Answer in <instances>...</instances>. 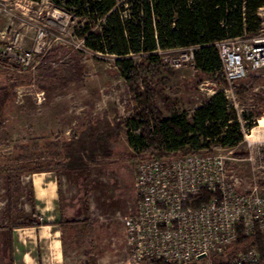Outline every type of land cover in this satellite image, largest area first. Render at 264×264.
<instances>
[{
    "label": "rangeland",
    "instance_id": "1",
    "mask_svg": "<svg viewBox=\"0 0 264 264\" xmlns=\"http://www.w3.org/2000/svg\"><path fill=\"white\" fill-rule=\"evenodd\" d=\"M63 5L53 0H0V53L14 31L25 35L27 47L38 29L48 41L46 54L27 67L0 57V97L8 95L0 116V264H90L92 257L96 264H132L124 222L136 209L137 166L145 158L223 153L240 191L256 185L264 190V169L250 159L252 150L264 145V74L250 73L229 83L223 71L205 72L191 61L174 67L173 60L188 48L160 51L161 63L147 76L158 92L156 108L166 118L187 113L193 123L196 110L224 92L244 131L240 143L223 147L210 141L206 147L204 141L161 155L157 146L145 151L131 146L133 129L122 124L108 141L111 156L97 153L86 171L58 168L68 161L64 146L75 135L99 121L108 120L113 127L117 119L132 124L140 106L116 57L87 48L81 37L85 20ZM260 15L261 29L245 38L264 37V8ZM144 56L132 57L144 62ZM251 122L255 125L248 129ZM43 182L55 183L52 199L44 201L42 191L35 192L34 184L40 190ZM27 219L37 226L22 227ZM263 239L241 235L224 251L210 252L193 264H238V254L251 248L260 253L256 264H264Z\"/></svg>",
    "mask_w": 264,
    "mask_h": 264
},
{
    "label": "trees",
    "instance_id": "2",
    "mask_svg": "<svg viewBox=\"0 0 264 264\" xmlns=\"http://www.w3.org/2000/svg\"><path fill=\"white\" fill-rule=\"evenodd\" d=\"M84 19L81 37L94 52L116 57L122 75L136 95L139 107L132 124L108 120L75 135L64 146L68 158L57 167L76 172L86 171L88 162L102 152L111 156L108 141L122 127L130 126L129 142L135 149L161 148L163 154L178 152L186 145L198 146L216 141L223 147H234L244 139L242 125L232 111L224 92L217 93L198 108L189 121L187 113L164 117L155 106L158 93L147 76L161 63L160 51L197 46L194 64L205 72L222 71L216 43L227 38L256 34L263 18L264 0H53ZM143 54L145 61L136 62L133 55ZM145 89H141V85ZM8 95L0 97V116ZM255 123L247 125L252 129ZM201 148V147H198ZM208 198L207 195L204 197ZM88 215L89 204H87ZM37 226L27 219L22 227ZM92 257L90 264H96ZM169 264L166 262H155Z\"/></svg>",
    "mask_w": 264,
    "mask_h": 264
},
{
    "label": "built area",
    "instance_id": "3",
    "mask_svg": "<svg viewBox=\"0 0 264 264\" xmlns=\"http://www.w3.org/2000/svg\"><path fill=\"white\" fill-rule=\"evenodd\" d=\"M216 46L229 83L250 73L264 74V37L227 38ZM3 47L0 57H10L27 67L36 56L46 54L47 35L38 29L27 47L25 35L14 31ZM197 50V46L189 47L172 65L178 68L184 62H194ZM250 159L264 169V145L255 147ZM227 162L223 153L195 151L149 157L138 163V202L124 222L132 264H193L201 255L224 251L241 235L264 238V190L256 185L240 191ZM259 262L260 253L255 248L237 257L238 264Z\"/></svg>",
    "mask_w": 264,
    "mask_h": 264
},
{
    "label": "crops",
    "instance_id": "4",
    "mask_svg": "<svg viewBox=\"0 0 264 264\" xmlns=\"http://www.w3.org/2000/svg\"><path fill=\"white\" fill-rule=\"evenodd\" d=\"M54 187H55V183L54 182H51V183H45V182H43V183L40 184V190H39L38 185L34 184L35 192L42 191V196H43L42 199L44 201L46 199L49 200V198L50 199L53 198V193L55 191V188ZM89 210H90V205H89ZM87 216H88V209H87ZM46 226L49 227V228H51L52 226H54V224L53 223H47ZM58 232H59V230H55L54 233L57 234Z\"/></svg>",
    "mask_w": 264,
    "mask_h": 264
},
{
    "label": "water",
    "instance_id": "5",
    "mask_svg": "<svg viewBox=\"0 0 264 264\" xmlns=\"http://www.w3.org/2000/svg\"><path fill=\"white\" fill-rule=\"evenodd\" d=\"M204 257H205V255H201L199 258L202 259V258H204Z\"/></svg>",
    "mask_w": 264,
    "mask_h": 264
},
{
    "label": "bare ground",
    "instance_id": "6",
    "mask_svg": "<svg viewBox=\"0 0 264 264\" xmlns=\"http://www.w3.org/2000/svg\"><path fill=\"white\" fill-rule=\"evenodd\" d=\"M262 124H263V123H262ZM251 136H252V135H251ZM251 136H250V137H251Z\"/></svg>",
    "mask_w": 264,
    "mask_h": 264
}]
</instances>
